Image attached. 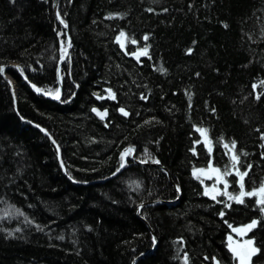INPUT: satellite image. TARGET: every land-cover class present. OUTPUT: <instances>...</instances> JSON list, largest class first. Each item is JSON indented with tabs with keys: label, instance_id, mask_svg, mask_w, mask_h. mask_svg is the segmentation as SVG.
<instances>
[{
	"label": "trees",
	"instance_id": "obj_1",
	"mask_svg": "<svg viewBox=\"0 0 264 264\" xmlns=\"http://www.w3.org/2000/svg\"><path fill=\"white\" fill-rule=\"evenodd\" d=\"M52 3L0 0V67H32L30 78L48 81L50 92L57 83L48 49L56 61L68 45ZM57 3L72 40L61 98L17 83L15 109L0 73V203L27 205L32 218L16 226L0 217V264H237L244 239L255 247L253 263L264 264V0ZM5 72L20 77L12 66ZM100 102L103 117L91 112ZM26 120L54 138L65 172L54 143ZM127 145L166 166L180 188L177 202L143 207L149 226L136 204L176 194L158 166L135 163L106 178ZM204 165L236 168L247 192L263 185L262 204L256 195H206L193 175Z\"/></svg>",
	"mask_w": 264,
	"mask_h": 264
},
{
	"label": "bare ground",
	"instance_id": "obj_2",
	"mask_svg": "<svg viewBox=\"0 0 264 264\" xmlns=\"http://www.w3.org/2000/svg\"><path fill=\"white\" fill-rule=\"evenodd\" d=\"M57 2H58V0H56V1L53 0L52 9H53V11L56 9L57 10L56 13L59 16V14H58V3ZM59 19H60V21H62L60 17H59ZM57 23H58V21H57ZM62 23H64V22L62 21ZM58 25L66 33V37H67V41H68L67 32H68V34L70 36L69 29L65 30L60 25V23H58ZM70 39H71V36H70ZM132 44L134 45L135 42L132 41ZM67 47H68V45H67ZM66 48H65V50H66ZM48 50L49 51H48L47 56H48V58L50 56V60L47 58L46 62L50 63V65L52 66L53 71H54V74H53L54 78H53L52 83L54 82V80H56V83H57V87H56V89L53 92H50V91L46 90V88H47V82L48 81L39 83V82H35L34 80H32V79H34V76H33V78H30V76L33 75V74L30 75V73H33L34 72L33 71L34 69L32 67L29 66L30 68L27 71H25V73H24V72H22V69H21L20 65L17 62H11L12 60L9 61L8 63H4V64L1 65V67H3V68H9V67H11L10 65H12L14 63V65L12 67H14L17 71H19V73L22 72V74H20L19 79L13 78L10 74H7L8 76L7 77L6 76L4 77L5 81L8 83V85L11 88V96H12V100H13V106L15 107V109H16V106H15L16 99H17V96H18L17 95L18 94V84H21V83L26 84V86L31 91H33L36 94H38L40 96H43L45 98L52 99V100H56V99H60L61 98L62 92H63V83H64V79H63V75L61 74V70H62V67L64 65L63 64L64 61L69 59V56H70L69 52L71 50V47L68 50V52H67V54H66L65 57H64V54H65V50H64V52L62 53V55H60V57L56 61L52 57L53 56L52 55V52H53L52 49L49 48ZM137 50L138 49L135 50V48H134L131 53H133L134 51H137ZM140 56H141V54H139V57ZM61 59H62V61H61ZM71 65H69L70 70L66 71L67 74L73 72V69H72V66ZM1 67H0V73H3L1 71ZM5 71H6V69L4 70V72ZM38 73H40V72L35 71V74H38ZM14 84H15V87H14ZM92 96H93V98H95L94 95H92ZM100 104L101 105H99V104L98 105H93V108L91 109V112L92 113H95L94 110H97V111H103L104 110L105 112H107V110H106V105L107 104L106 103L102 104L101 102H100ZM26 121L30 122L37 129H39L38 127H42L40 125H37L36 123H33L32 121H29V120H26ZM42 128L46 131V129L44 127H42ZM49 138L51 139V141L54 140V138L51 135H50ZM54 142H55V140H54ZM126 148H127V150L125 151ZM55 150H56V158L57 159H58V153H60V158L58 159V163H59L60 167L62 166L64 168L63 169L61 167L62 170H63V172H65L66 168H65V165H64L63 159H62V151H61V148L59 147L58 149H56V147H55ZM135 151H136L135 145H127L126 147H124L122 149V153H121V156H120V158H121L120 163L115 167V169L108 176H106V178L116 177L118 174H120V172L124 168H127L131 164H135V163L138 164V165L158 166L165 173V175L167 177V180L169 181V185H171V187L173 188V190H174V192L176 194V196L173 199H159V198H157V199H153V200H147L146 199V200H142V201L138 202L136 204V206H137L136 214L138 216H140L145 221V223H147V221L145 220V218L143 217V215H141V212H142L143 207H149V206H153V205H156V204L171 205V204L177 202V200L180 197V188H179V185L176 182L173 181L172 176L170 174V171L166 168V166H163L161 164L157 165L159 163L158 161H149V160L147 161V160L139 159L138 157H136V155H135L136 152ZM121 166H123V167H121ZM121 179H122L124 185H126L127 183L130 185V190H133V191H140V190H142L141 189V186L142 185H141L140 180H138L134 176L129 177L127 179L122 176ZM8 199L7 200L9 202L6 201V202H1L0 203V209L3 210V211H8L9 210V212H10V207L14 205L13 204V201L14 200L12 198H8ZM11 209H14V210L11 211L12 213L11 214L9 213V215H5V216H8V218L11 219V225H16L17 226V225H22V224H25V223L27 224V223L31 222L32 218H31V213H30V207H28L27 205H25L24 208H22V211H19L16 208H13V207H11ZM147 226H149L148 223H147ZM149 230L153 234V230L150 227H149ZM155 244H156V240L154 239V245ZM151 251H152V249H149V252H151ZM148 253L145 252V255H148ZM136 259L137 258H135L132 261V264H135Z\"/></svg>",
	"mask_w": 264,
	"mask_h": 264
},
{
	"label": "rangeland",
	"instance_id": "obj_3",
	"mask_svg": "<svg viewBox=\"0 0 264 264\" xmlns=\"http://www.w3.org/2000/svg\"><path fill=\"white\" fill-rule=\"evenodd\" d=\"M118 41L120 45L125 44V38L124 36H119ZM143 51L137 50L134 51L133 54H142ZM13 87V86H12ZM15 87V84H14ZM203 132V131H202ZM203 140L208 141V138L206 135L203 133ZM227 149L229 150V154L231 155V158L233 159V164L236 163V157L234 156V148L231 145H226ZM233 173L232 175H236V181L238 185L242 187V178L243 174L240 173L236 168L232 167L229 171H221L218 167L213 166V165H204L197 167L193 170V174L195 177H198L201 179L202 186H203V192L207 194L209 197L216 198L217 196H225L226 199H236L238 201H241L245 196H253L256 195V204H262V192H263V185H260L256 187L255 189H252L251 191H245L244 188H240V191L236 194L233 195L230 191V183L228 180V175ZM12 210L10 209L8 211H3L0 210V217L4 215H9L11 214ZM264 212V210H263ZM237 247V246H236ZM237 250V259L238 263L237 264H248V257H244L240 255V252ZM248 252L249 256H251L255 252V247L254 245H248Z\"/></svg>",
	"mask_w": 264,
	"mask_h": 264
},
{
	"label": "water",
	"instance_id": "obj_4",
	"mask_svg": "<svg viewBox=\"0 0 264 264\" xmlns=\"http://www.w3.org/2000/svg\"><path fill=\"white\" fill-rule=\"evenodd\" d=\"M56 1V0H55ZM57 10L55 9L54 10V13H55V16H56V20L58 21V23H60V25L65 29V30H67L68 28H67V25L66 24H64V23H62V21H60V19H59V16L57 15ZM67 35H68V47L66 48V50H65V54H64V57L66 56V54H67V52H68V50L70 49V47L72 46V41H71V39H70V36H69V34H68V32H67ZM134 56L136 57V58H138V56H139V54H134ZM63 57V58H64ZM61 61H62V59H61ZM14 65V63L12 64V65H10V66H13ZM5 69H7V68H3V67H1V71L3 72L2 74H3V76L5 77H7L8 75H7V73L6 72H4V70ZM20 74H22V72H20ZM94 112H95V114H97L98 116H100V117H102V116H104L105 114H106V112L103 110V111H97V110H94ZM45 135H47V136H49L50 137V135H49V133L48 132H46L42 127H38ZM53 142H54V140H52ZM54 144H55V147H56V149H58L59 147H58V145L54 142ZM127 150V148L125 149V151ZM60 158V153H58V159ZM160 163H158L157 165H159ZM62 167V166H61ZM121 167H123V166H121ZM63 168V167H62ZM64 169V168H63ZM149 252V251H148ZM148 252H146V253H148ZM145 255V253H143L142 255H140L141 257L142 256H144ZM139 256V257H140Z\"/></svg>",
	"mask_w": 264,
	"mask_h": 264
},
{
	"label": "flooded vegetation",
	"instance_id": "obj_5",
	"mask_svg": "<svg viewBox=\"0 0 264 264\" xmlns=\"http://www.w3.org/2000/svg\"><path fill=\"white\" fill-rule=\"evenodd\" d=\"M244 242V243H243ZM241 246L238 248V252H240V255H242V256H244V257H248V264H254L253 263V261H252V259H251V256H249V252H248V250H247V248H246V246L248 245V244H250V240H247V239H244V240H242V242L241 243H239ZM243 249H245V250H243ZM244 251V252H243ZM235 253V256L237 257L238 255V253L237 252H234ZM237 261H238V259H237Z\"/></svg>",
	"mask_w": 264,
	"mask_h": 264
}]
</instances>
